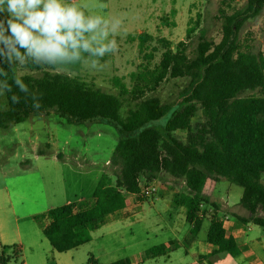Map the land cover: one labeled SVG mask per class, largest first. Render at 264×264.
Instances as JSON below:
<instances>
[{
	"label": "trees",
	"instance_id": "1",
	"mask_svg": "<svg viewBox=\"0 0 264 264\" xmlns=\"http://www.w3.org/2000/svg\"><path fill=\"white\" fill-rule=\"evenodd\" d=\"M236 1L224 3L235 8ZM263 9L264 0H246L242 11L225 15L218 44L201 32L194 46L190 39L196 28L189 29L187 41L175 47L164 38L156 40L158 46H152L151 35L139 34V54L147 64L131 74V89L116 79L121 87L119 95L72 75L80 73L89 52L81 51V60L75 64L54 66H38L31 60L23 67L20 61L10 66L0 57V70L7 73L0 75V83L6 80L11 85V91L4 94L7 109L0 112V128L9 129L32 116L55 111L69 124L104 121L118 133L112 154V162L120 166L115 184L111 185L108 175L103 174L90 199L77 200L43 214L50 223L42 233L53 250L66 253L89 243L91 232L103 225L108 216L129 206L127 195L144 198L143 183L147 187V183L161 175L185 184L186 192L177 194L175 203L185 208L186 220L192 226L187 243L197 238L207 219L206 242L213 247L212 253L227 252L233 257L240 254L217 212L208 218L201 210L204 204H209L203 195L207 180H227L241 187L240 206L250 213L249 219L242 220L264 230V217L259 215L264 212V57L242 51L237 44L243 23L257 17ZM5 15L0 13V18ZM159 48L160 60L150 68ZM24 71L35 75L23 74ZM17 78L27 84L28 94L16 87ZM168 79L188 80L176 106L148 95ZM13 95L19 97L18 103L11 99ZM126 95L131 97L134 108L123 118L122 97ZM34 103L39 107H34ZM199 109L205 122L194 127L192 119ZM159 123L165 135L159 130ZM180 130L188 132L185 143L174 136ZM39 153L42 155V151ZM176 248L174 243L156 246L141 254L140 260L168 255ZM10 249L13 259L22 258L20 247H3L0 264L9 263L6 250ZM87 264L100 263L90 256ZM110 264H131V261L123 259Z\"/></svg>",
	"mask_w": 264,
	"mask_h": 264
},
{
	"label": "rangeland",
	"instance_id": "2",
	"mask_svg": "<svg viewBox=\"0 0 264 264\" xmlns=\"http://www.w3.org/2000/svg\"><path fill=\"white\" fill-rule=\"evenodd\" d=\"M62 3L76 5L86 17L100 16L108 21L109 36L102 42L107 43L114 38L119 45L118 51L113 55L106 53L103 57L90 54V57L82 62L80 73L72 75H77L81 80L94 84L105 92L119 95L121 87L116 79L131 89V74L147 64L139 54V34L151 35L154 38L152 46H158L156 40L164 38L175 47L179 42L187 41L189 29L196 28L190 39L194 46L199 41L201 32L206 33V39L218 44L222 39L224 16L242 11L246 0H237L235 8H228L224 0H62ZM117 20L122 21L118 27ZM103 27L102 24L101 28ZM113 28L115 33L112 32ZM85 35L88 37L91 34ZM237 44L242 51H250L264 57V9L257 17L243 23L237 34ZM161 53L162 49L159 48L150 68L159 62ZM94 59H98L100 65L106 62V67L101 71L92 69L91 62ZM22 73L34 74L28 71ZM187 83V79H168L157 91L148 95L156 96L163 104L176 106L181 102L180 95ZM250 94L252 93L246 95ZM122 101L124 106L121 114L125 118L134 108V103L128 95L122 97ZM6 109V98L2 95L0 112ZM204 122L202 110L199 109L192 119V125L196 127ZM158 128L165 135L161 123ZM174 136L185 143L188 132L176 131ZM117 142L118 133L107 122L69 124L55 111L32 116L24 123L9 129L0 128V207L4 211L3 218L8 226L12 229L19 226L22 233L29 227L39 231L46 208H56L69 201L90 199L103 174L108 175L110 184L114 185L120 168L112 162ZM163 180L166 181L165 178ZM262 182L264 184V178ZM180 184H183V181H180ZM142 187L146 189L144 183ZM151 187H154L155 191L150 197L144 196L145 200L157 196V187ZM178 190L186 192L185 185L183 184V189L179 187ZM242 194L241 187L227 180L218 182L214 197L221 205V202H229L232 211H218L219 219L234 221L236 216L248 215L249 212L240 206ZM203 207L205 215L210 217V207L206 204ZM143 209L144 212L134 218H109L106 223L91 232L92 240L89 243L71 254H60L56 258L41 249L43 264H87L90 256L96 258L100 264H110L123 259L136 262L139 255L153 247L182 240V209H173L172 217L160 204L154 209L144 203ZM259 215L264 217V212L260 211ZM208 228L209 221L205 220L198 234L200 241L206 239ZM248 228L252 229L249 232L250 239L264 241L262 227L252 222ZM10 233L12 234L11 231ZM39 235L42 241L48 243L42 233ZM2 250L0 240V256ZM187 251L186 245L179 246L170 255L146 258L136 264L195 262L198 258L195 251ZM257 254L264 260V250L261 247L258 248ZM22 255L21 259H13V250H6V256L10 257L8 264H42V259L38 262L32 248L22 250ZM205 264L241 263L236 262L227 252H218L207 257Z\"/></svg>",
	"mask_w": 264,
	"mask_h": 264
},
{
	"label": "clouds",
	"instance_id": "3",
	"mask_svg": "<svg viewBox=\"0 0 264 264\" xmlns=\"http://www.w3.org/2000/svg\"><path fill=\"white\" fill-rule=\"evenodd\" d=\"M0 13L6 14L0 18V45H3L0 57L10 66L20 61L23 67L29 60L38 66L75 64L81 60V51L103 57L119 49L114 38L102 42L109 36L108 21L100 16L86 17L76 5L64 4L62 0H0ZM120 23L122 21L117 20L116 26ZM112 32L115 33V28ZM86 33L91 35L86 37ZM105 67L106 62L100 65L98 59L91 62V68L96 71ZM0 75L7 76V73L0 70ZM14 83L21 92L28 94L23 80L17 78ZM10 91L11 85L6 80L0 83V96ZM11 99L19 102L16 95ZM33 106L39 107V104Z\"/></svg>",
	"mask_w": 264,
	"mask_h": 264
},
{
	"label": "crops",
	"instance_id": "4",
	"mask_svg": "<svg viewBox=\"0 0 264 264\" xmlns=\"http://www.w3.org/2000/svg\"><path fill=\"white\" fill-rule=\"evenodd\" d=\"M163 177L165 178L166 181L163 180L164 179ZM143 181H146V180L143 179ZM147 184L149 186L157 187L158 189L157 196H155L154 198H149L145 200V197L142 198L136 195H130V194L127 195L129 206L121 211H118L108 216L105 220V223L109 218L110 219H117V218L126 219L128 217L129 218L137 217L139 213L144 212V209H143L144 203H148L150 208H154V209H156V206L160 204L164 208L165 212L170 215V217H172L173 215V212H172L173 209L175 210L182 209L183 218H184V221L182 222L183 231L180 232L182 235V240H179L176 242H170V243H174V245L177 247L186 245V247L188 248V251H187L188 253L195 251V254L197 255L198 258L195 262L190 263V264H205L207 257L218 253V252L212 253L213 247H211L206 242V239L204 241H200L198 239V236L196 239L187 243V238L189 237L192 226L186 220L185 208L175 203V196L181 193V191H179L178 188L181 187L183 189L184 182L183 184H180V181H175L171 177H168L166 175H163V176L161 175L155 180ZM217 184L218 182L207 180L205 187L203 189V195H205L209 199V204H206V206L208 208L210 207L209 210L212 213L216 211L218 214V211H221V210H225L227 212L232 213L229 202H221L222 203L221 205L220 202H218V200L215 199L214 193L217 190ZM177 185H179V187ZM185 191H186V187H185ZM69 203H71V201L66 202V204H69ZM202 207H201V210L204 212V209H202ZM50 209L51 208H46L44 214H46ZM3 212H4L3 209L0 207V240H1L2 247L18 246L23 251H26L27 248H32L33 254L37 255L38 262H40V259H42L41 260L42 264H43L44 259H43L42 252H40L41 249H45L46 251L50 252L51 254H53V256L57 258L58 256H60V254H71L72 252H74L76 249L79 248V247L75 248L66 253H57V254L52 253L53 248L49 247L51 245H48L50 244L48 240L46 239L47 240L46 242L48 243H45V241H42L39 235L40 233H42L43 229L50 223V220L47 216H45V218L39 224L40 233L39 231H36L35 229H32L31 227H29L28 230H25V233H22L19 226H16L15 229H12L11 226H8L6 220L3 218V215H4ZM156 214L158 215L157 212ZM206 217H209V216L206 215ZM249 218H250V213H248L247 216L246 215L236 216V220L234 221L223 220L225 229L227 230L228 234L234 237L238 245V248L240 250V254L234 257V260L236 262H240L241 264H264V260L260 258L257 254L259 247H261L264 250V241L263 239L254 240V241L250 239L249 232L252 229L248 228V225H250L252 222L245 223L242 220V219H249ZM8 228H10V230ZM10 231L12 232V234L10 233ZM170 243H168L167 245H169ZM168 255H170V253ZM140 256L141 255H139L136 262L134 260H130L131 264H136L137 262H141Z\"/></svg>",
	"mask_w": 264,
	"mask_h": 264
},
{
	"label": "built area",
	"instance_id": "5",
	"mask_svg": "<svg viewBox=\"0 0 264 264\" xmlns=\"http://www.w3.org/2000/svg\"><path fill=\"white\" fill-rule=\"evenodd\" d=\"M154 191H155L154 187L148 186V187H146V189H143V188H142V192H141V194H142V196H148V197H150L151 194H152ZM223 222H224V221H223Z\"/></svg>",
	"mask_w": 264,
	"mask_h": 264
}]
</instances>
